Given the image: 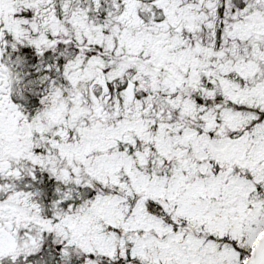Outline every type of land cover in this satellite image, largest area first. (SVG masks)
Wrapping results in <instances>:
<instances>
[{
    "label": "snow or ice",
    "instance_id": "6c2138e0",
    "mask_svg": "<svg viewBox=\"0 0 264 264\" xmlns=\"http://www.w3.org/2000/svg\"><path fill=\"white\" fill-rule=\"evenodd\" d=\"M0 264H264V0H0Z\"/></svg>",
    "mask_w": 264,
    "mask_h": 264
}]
</instances>
